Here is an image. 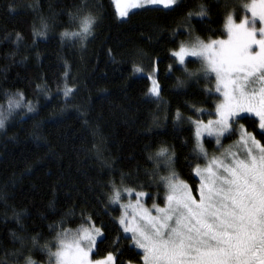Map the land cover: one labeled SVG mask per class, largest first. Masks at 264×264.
<instances>
[{
  "label": "trees",
  "instance_id": "trees-1",
  "mask_svg": "<svg viewBox=\"0 0 264 264\" xmlns=\"http://www.w3.org/2000/svg\"><path fill=\"white\" fill-rule=\"evenodd\" d=\"M201 4L210 11L203 18L193 15L192 34L204 41L224 37V17L232 8L225 0H181L175 10L141 8L126 18L117 16L112 0H87L82 15L90 12L99 19L81 46L77 39L62 42L60 34L79 30L68 14L75 13L82 0H0V104L22 93L36 107L0 130V260L16 264L9 254L21 250V244L13 233L26 238L42 234L44 244L55 236L50 225L63 219L64 228H75L83 213L105 237L103 243L98 240L93 258L112 251L119 236L120 264L142 262V253L115 222L119 209L107 205L105 185L114 181L153 197L159 192L162 199L163 187L153 181L166 176L167 170L160 166L157 176L146 175L156 167L148 156L171 146L175 171L197 186L188 166L202 162L194 159L192 126L174 122V115L179 110L185 118H210L193 114L190 106L214 112L218 94L210 98L205 92H214L212 79H187L183 68L196 70L198 61L188 59L182 66L171 52L191 38L184 27L186 16ZM9 5L15 11L10 12ZM41 18L49 25L46 37L33 36V28H41ZM16 33L22 36L18 43ZM136 67L142 71L135 72ZM153 69L161 87L159 100L147 94L145 73ZM181 80L183 86L178 84ZM65 83L75 89L67 100ZM244 117L240 122L264 143L258 123H253L257 120ZM233 139L227 135L224 141ZM152 201L161 203L146 197V203ZM16 213H22L19 222ZM31 255L33 260L47 259L39 251Z\"/></svg>",
  "mask_w": 264,
  "mask_h": 264
},
{
  "label": "snow or ice",
  "instance_id": "snow-or-ice-1",
  "mask_svg": "<svg viewBox=\"0 0 264 264\" xmlns=\"http://www.w3.org/2000/svg\"><path fill=\"white\" fill-rule=\"evenodd\" d=\"M180 2L112 0L120 17L128 16L130 9L175 10ZM227 2L225 0V6ZM86 6L87 0H82V6L75 13L68 14L70 22H78L76 26L79 30L62 32V42L66 38L77 39L83 46L93 35L99 17L90 12L82 15ZM238 7L250 12L251 17L237 15ZM8 10L15 11V6L9 5ZM209 11L206 5L201 4L197 12L187 13L184 27L191 38L188 42H181L171 52L179 65H185L186 57L196 58L188 63L198 61V69L189 71L187 67L183 68L187 79L199 83L214 77V92L212 88H206L205 92L210 98L214 93L219 94L215 98L214 112L190 106L193 114L215 116L206 123L200 118H185L179 110L176 113L177 122L186 121L192 126L189 131L194 129V159L204 161L203 165H188L194 177L199 178L198 185L193 188L175 171V152L171 146H161L155 154L148 156L156 167L146 175L157 176L161 164L169 173L153 181L157 188L163 187L162 199L159 192L153 197L133 187H118L114 181L105 185L109 188L104 194L107 205H119L123 210L115 222L123 233L131 234L124 238L130 239L134 248L142 250L143 264H264V144L240 123L245 113L258 118L260 135L264 137V0H251L250 3L233 0V11L224 17L222 34H226L227 38H209L205 42L192 35L191 19L193 15L206 17ZM48 30L49 25L41 18V28L37 30L34 27L33 36L46 37ZM21 39L22 36L16 33V42ZM134 71L142 69L136 67ZM64 77L67 81L68 71ZM148 78L152 82L150 97L160 99L159 82L151 75ZM184 83L183 80L178 81L180 86ZM37 88L40 89V86L37 85ZM74 94L75 89L65 83V99ZM22 107H26L29 113L36 111L30 101L24 103L22 93L11 94L7 110L0 112V130L5 128L13 111ZM256 122L253 121L254 124ZM237 133L238 141L225 148L222 138L226 134L230 138ZM205 135L215 138L219 155L209 156L204 147ZM133 196L134 203H121L125 197ZM145 197L160 199L163 206L154 202L151 208H147L142 203ZM21 216L22 213H16L18 222ZM81 221L80 227L75 230L64 228L63 219L50 225V233H55V236L44 244H40V240L44 239L42 234L26 238L13 233L14 238L20 241L21 250L9 255L16 258V264L21 261L22 264H37L31 255L34 251L44 253L48 264H120L119 255L123 253L117 254L116 250L121 237L116 238L112 251L93 259V251L99 246L98 240L103 243L105 239L104 233L101 227L95 226L90 216L82 213ZM0 264H7V261L0 260Z\"/></svg>",
  "mask_w": 264,
  "mask_h": 264
},
{
  "label": "rangeland",
  "instance_id": "rangeland-1",
  "mask_svg": "<svg viewBox=\"0 0 264 264\" xmlns=\"http://www.w3.org/2000/svg\"><path fill=\"white\" fill-rule=\"evenodd\" d=\"M228 2L231 4V6H232V8L230 9L231 11L230 12H232L233 11V0H228ZM237 2L239 3V2H244V3H250L251 2V0H237ZM114 5V4H113ZM114 9H115V11H116V6L114 5ZM139 9H141V8H139ZM134 10H137V9H130L129 10V13L130 12H132V11H134ZM116 14H117V16L119 17V18H126V17H120L119 15H118V13H117V11H116ZM236 14L237 15H239V16H243V15H248L249 16V18L251 17V13L250 12H246V10H244L243 8H237V10H236ZM238 22V21H237ZM193 35V34H192ZM193 36H195V35H193ZM227 37H226V34L224 35V37H221V38H216V39H226ZM190 39H188L187 41H185V42H188ZM208 41V40H207ZM207 41H205V42H207ZM188 59H195L196 60V58H194V57H186V60H188ZM183 66V65H182ZM149 75H151L154 79H156L157 80V78H156V74H155V72L154 71H152V72H146L145 73V76L148 78L149 77ZM148 80H149V88H148V96L150 97V95H149V89H150V87L152 86V82H151V80L148 78ZM212 80H213V88L215 87V79H214V77L212 78ZM218 94V93H217ZM219 95V94H218ZM150 98H152V99H156L155 97H150ZM8 99H9V97L7 98V100L3 103V104H0V106H2V107H0V112H3V111H6L7 110V108H8ZM157 100V99H156ZM159 100V99H158ZM28 101H25L24 100V103H27ZM29 112H27V108L26 107H22V108H20V109H15L14 111H13V114L8 118V121L6 122V125L8 124V123H10L13 119H15L16 117H18L19 115H23V114H25V115H27ZM243 116H249L248 114H242ZM249 117H251V116H249ZM215 118V116H212V117H210V118H207V119H205L204 121H205V123L207 122V120L208 119H214ZM193 120H195V119H193ZM203 120V119H202ZM174 122H176V123H178V124H180L179 122H177L176 121V113H175V115H174ZM241 124H243V122H240ZM258 123V122H257ZM189 124V123H188ZM5 125V126H6ZM244 125V124H243ZM244 128L246 129V127H245V125H244ZM247 130V129H246ZM248 131V130H247ZM193 133H194V129H193ZM228 134H226V136H227ZM233 137H234V139L232 140V141H228V142H226V141H224V138H222V143L224 144V146H225V148H227L228 146H230V145H233V144H235L237 141H238V139H239V134L237 133L236 135H233ZM203 140H204V147H205V149L207 150V152L209 153V156H211V155H219V153L217 152V145H216V143H215V138L214 137H208V136H204L203 137ZM194 142H195V139H194ZM236 149H233V151H235ZM202 162H201V165H203V163H204V161L203 160H201ZM162 168H164V166H163V164H161L160 165ZM165 169V168H164ZM167 172V175L169 174L168 173V171H166ZM197 179H198V181H199V178L198 177H196ZM198 185V184H197ZM122 187H128V186H122ZM145 192V191H144ZM147 193V192H146ZM145 200H146V197L145 198H143L142 199V203L144 204V206L145 207H147V208H151L152 207V204L154 203V202H156V201H152V202H150L149 204L148 203H146L145 202ZM135 202V200H134V196L133 197H125L122 201H121V203H123V204H128L129 202ZM157 203V202H156ZM113 206H116V207H118V209H119V216H118V218L121 216V214H122V209H120V206L119 205H113ZM161 206H163L162 204H161ZM129 211H131V209H129ZM117 218V219H118ZM96 226V225H95ZM78 227H80V225L79 226H77V227H75V228H66V229H71V230H75V229H77ZM96 227H98V226H96ZM122 229V228H121ZM122 231H123V229H122ZM125 235H127V236H130L131 234L130 233H124ZM137 249V248H136ZM53 251H55V248L53 247V249H52ZM137 250H139L141 253H142V250L141 249H137ZM94 252V251H93ZM93 258V257H92ZM93 259H99V258H93ZM35 261H37V264H48V258L45 260V261H41V260H35ZM140 264H143V261L140 263Z\"/></svg>",
  "mask_w": 264,
  "mask_h": 264
},
{
  "label": "flooded vegetation",
  "instance_id": "flooded-vegetation-1",
  "mask_svg": "<svg viewBox=\"0 0 264 264\" xmlns=\"http://www.w3.org/2000/svg\"><path fill=\"white\" fill-rule=\"evenodd\" d=\"M251 117H253V116H251ZM254 119H256L257 120V122H258V118H255V117H253ZM260 130V129H259ZM261 131V130H260ZM249 132V131H248ZM252 133V132H251ZM253 134V133H252ZM254 135V134H253ZM257 140H260L261 141V143L262 144H264L263 142H262V140L261 139H259V138H256Z\"/></svg>",
  "mask_w": 264,
  "mask_h": 264
}]
</instances>
